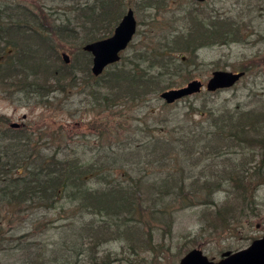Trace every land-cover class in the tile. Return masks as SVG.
I'll return each instance as SVG.
<instances>
[{"label":"trees","instance_id":"obj_1","mask_svg":"<svg viewBox=\"0 0 264 264\" xmlns=\"http://www.w3.org/2000/svg\"><path fill=\"white\" fill-rule=\"evenodd\" d=\"M119 1H83L82 4L71 7L72 11L78 13L79 16L77 13L76 15L79 21L88 23L90 27L88 31H85L87 30L85 24L82 30L77 31L78 29L69 26V20L46 22V19L38 18L29 12L26 6L18 3L1 5L0 86H7L6 90L7 93H11L10 95L22 93L28 102H32L33 98L36 100L35 103L50 104L49 97L54 90L64 93L68 87L77 86L74 69L76 67L86 71L85 76L90 80L89 84L86 83L89 90L86 92L88 101L94 105L96 102L103 104L102 106L107 111L114 110L121 105L119 102L123 101L128 106L131 103L140 104L142 101H147V94L158 95L161 91L172 88L174 85H172L173 81L168 79L171 78L169 72L174 71L182 63L186 64L187 58L192 54L195 55V50L215 43H224L225 38L235 41L241 35L242 21L239 17H234L232 19L236 20L231 21L229 15L224 16L217 12L211 14L204 6L195 8L196 11L192 10L194 8L185 9L188 17L190 11L192 12L189 19L183 18L186 28L180 34H176L173 39L164 41L161 46L155 44L154 40L149 41L150 45L145 50L149 51L146 54L148 58L144 53L138 52L136 56L128 58L124 63L120 61L107 66L111 68V71H106L107 75L103 72L94 77L89 68L92 59L87 55L89 53L82 50V45L85 42L105 38L104 33H95L97 28L103 30L106 27L108 31L105 32L111 31L118 21L119 14L114 11L113 15L108 7L113 5L118 8ZM143 2L145 3L143 7L149 6L154 9L153 7H158L162 0H143ZM187 20L191 21V24ZM251 34L261 36L257 31ZM59 37L80 39L77 48L78 55L80 54L83 60L80 62L79 59L75 60L78 65L67 64L60 59L56 52L58 49L54 48L53 44V41L60 40ZM172 50L185 53L178 58L179 62L176 64L177 60L168 63L158 59L168 55L165 53H170L169 51ZM163 51L167 52L163 53ZM45 52H49L48 58ZM154 56L155 61L151 59ZM145 63L148 65H144ZM247 69L248 67L245 66L237 70L245 72L241 79L246 75ZM104 76L106 77L103 78ZM49 77L55 80L56 88L53 86L54 89H50L52 87L48 84ZM184 78L189 80L190 75ZM221 90L224 89L216 91ZM202 106L204 113L210 117L208 130L197 136L190 129L174 128L178 137L184 141L181 142L190 144L189 146L181 145L180 148L183 151H176V155L181 152L183 161L186 162L183 164V169H180L182 172L178 168L172 169L171 173L166 175L169 178L161 180L158 186L155 178L152 181L145 177L135 178L129 173L132 167L124 161L127 153H122L121 150L136 145V142H131L135 139L133 135L134 139H129L130 142L124 143L120 142L121 140L117 139L118 135L116 136L111 130L110 134H113L111 140L107 141L109 137L107 136L105 138L107 142L104 140L106 144L102 145L100 142L99 145H95L93 150L96 152L86 158L74 149L64 150L59 145H54L53 141L58 134L52 131L48 124L40 130L24 127L10 129L1 126L0 236H3L1 230L4 223L13 224L12 221H18L21 218L26 220L31 218V215L38 217L48 211H55V209L59 212L70 213L73 208L81 216L83 214L84 216L85 214L92 215L96 219V221L89 222L88 219L81 218L79 225L76 226L75 233L79 234L77 239L81 242L84 240L82 245L86 239L90 243L93 242L92 247L102 244L109 237L113 238L111 233L116 230L118 234H128L129 237L132 234L139 237V232L145 236V242L151 245L150 248L153 251L155 250L154 239L149 235L156 226L160 227L153 222L157 220L158 223H163V215L167 209L173 207L176 201L180 202L183 208L197 205L210 207L213 203L210 197L220 191L225 192L228 197L224 200L225 203H228V199L233 196L243 205L238 208V211L237 206L234 205L215 210L219 224L230 225L229 211L231 209L236 210L241 217L244 213L252 216V210L256 205L253 201V190L259 184L264 183V105L261 103L259 105L227 104L222 110L209 107L206 103ZM202 113V111L198 112L199 115ZM0 118V122L6 121L3 115H0ZM158 122L163 124V119ZM148 123V120L144 122L143 130L151 129L149 127L153 125L148 127ZM157 128H160L159 125L158 127L155 125L154 129ZM127 131L129 134L128 129ZM99 132L103 134L102 130ZM143 132L150 135V133ZM195 136L201 137V140L198 138L195 140ZM112 144L116 147L115 150L111 149L112 154H109L105 150L109 146L112 147ZM255 148L260 149L257 160L253 155ZM190 150L205 160L216 159L220 162L211 166L208 173L202 170L204 173L198 174L191 181L194 186L190 184L186 188L184 182L192 177V174L186 178L182 173L185 174L193 168H184L193 155H186ZM154 151L159 152L161 162L169 153L167 149ZM108 154L109 156H106ZM231 154H235V157L242 155V160L238 162L234 156H230ZM102 155L105 158L101 159ZM185 155L186 158H184ZM116 171L120 174L126 173L127 180L122 182L124 185L120 182L112 183L117 180L114 175ZM198 181H200V190ZM184 191H189L190 195H185ZM96 222L97 225L99 222V226ZM83 231H85L84 234H82ZM100 235L105 239L99 240ZM82 254L83 251H79L75 253V257L82 256ZM105 256L107 259L108 255L104 254L103 257H99V262L93 261L92 264H105ZM28 264L37 263L31 261ZM50 264L53 263L50 262ZM61 264H65V261Z\"/></svg>","mask_w":264,"mask_h":264},{"label":"rangeland","instance_id":"obj_2","mask_svg":"<svg viewBox=\"0 0 264 264\" xmlns=\"http://www.w3.org/2000/svg\"><path fill=\"white\" fill-rule=\"evenodd\" d=\"M83 1L91 2L93 0H0V6L18 3L21 6H26L29 12L38 18L43 17L44 20L46 19V22L50 23L51 20L61 19L64 21L69 20V26L78 29L77 31L82 30L83 24L87 26L85 27L87 30H84L88 31L90 29L88 23L79 21L77 19L78 13L71 10V7L82 4ZM118 3V8L113 5L108 7L113 15L114 11L119 14L117 23L126 14L125 11L131 8L134 12L137 28L133 38L128 42L127 48L119 53L120 59L117 62L123 61L124 63L128 58L131 59V57L136 56L135 54L138 52L144 53L146 56L149 53V51H145L150 45L149 41L154 40L155 44L161 46L164 41L173 39L176 34H180L186 28L183 18L189 19L192 14L190 11L188 17L185 9L194 8L192 10L196 11L197 8L204 6L211 14L217 12L224 16L229 15L231 21L236 20L232 19L234 17L241 18V35L235 41L225 38L224 43H215L195 50V55L189 56L186 64L182 63L174 71L171 70L172 73L169 72L171 78L168 79L171 82L173 81V87H181L193 79L200 80L204 85L214 70L226 69L236 72L247 66L246 75L234 87L215 93H208L203 88L199 93L183 97L180 101L178 100L172 104H167L161 99L159 97L160 93L158 95L151 93L146 95L147 101L145 102L142 101L140 104L131 103L128 106L122 101L119 102L121 104L119 108L107 111L102 106L103 104L96 102L94 105L88 101L86 92L89 90L86 83L89 84L90 80L85 76L86 71L75 67L77 86L68 87L64 93L54 90L49 97L50 104L35 103L36 100L33 98L32 102H28L22 93L10 95L11 93H7V86H0V115L6 118L5 122L3 120L0 122V127H8L9 123L15 122L18 125L15 127L16 129L24 127L40 130L48 124L52 131L58 134L53 141L54 145H59L64 150L74 149L86 158L96 152L93 150L95 145H99L100 142L102 145L106 144L104 140L107 136H109L107 141L111 140L113 135L110 134L111 130L116 136L118 135L117 139L121 140L120 142L125 143L129 139L135 138L131 142H136V145L121 150L122 153H127L125 159H122L132 167L129 171L132 177L141 179L145 177V179H151V181L155 178L158 186L161 180L169 178L166 176L167 173H171L174 168L183 169V164L186 162L183 161L181 152L176 155V151H183L180 146H185L187 143L183 144L184 141L178 137V133L174 128L190 129L197 136L208 130L210 117L207 113H204L203 103H206L209 107L218 108V110H222L227 104L259 105L261 103L264 105V39H262L264 38V0H205L203 2L162 0L158 7H153L154 9L149 6L143 7L145 4L143 0H120ZM187 21L191 24V21ZM117 23L109 32H105L108 31L105 27V30L97 28L95 33H104L103 35L108 37L112 34ZM80 27L81 29H79ZM256 31L261 36L251 34ZM63 38L59 37L60 40L53 41L54 48L58 49L56 52L63 62L61 54L65 52L70 58L69 64L74 65L75 63V66L78 65L75 60L79 59V62L83 60L80 54L78 55L77 45L80 39ZM169 52L165 53L168 55L158 59L168 63L177 60L176 64L179 62L178 58L185 54L173 50ZM45 55L48 58L50 54L45 52ZM87 55L91 57L89 54ZM50 59L52 60L53 57ZM151 59H155V56ZM147 60L149 62L150 58ZM90 63L92 64V60ZM144 65L147 66L148 64L145 63ZM78 67L81 68V66ZM106 69L103 72L111 71L109 67H106ZM189 75V80L183 79L184 76ZM48 84L52 87L50 89L56 88L54 86L55 80L50 77ZM199 111L203 113L199 115ZM161 119H163V124L158 122ZM147 120L149 122L148 127L151 124L153 125L149 127L151 129H148V131L143 130V124ZM155 125L157 127L159 125L161 129H154ZM100 130L103 134L99 132ZM143 131L153 136L150 137ZM132 135L134 138H132ZM157 138L162 141H157ZM196 138L201 140V137L195 136L194 139L196 140ZM115 147L116 145L112 144V147H107L105 151L112 154L111 149L115 150ZM164 149H167L169 153L161 162L159 152L157 151V155L154 150ZM253 150H255L253 155L257 160L260 149L255 148ZM109 154L106 156H109ZM187 154L193 155H190L191 158L184 168H193L191 171H187L186 175L182 173L186 178L192 174V177L184 182L186 188L187 185H193L191 181L195 176L204 172L208 173L211 166L220 162L216 159L205 160L194 154L192 150ZM103 155L101 159L105 158ZM186 155L184 158H186ZM230 156L235 157V154ZM241 157L242 155H238L235 158L240 162ZM240 165L242 166V163ZM118 173L120 174V172ZM118 173L115 172L114 175H116L117 180L112 183L117 184L120 182L124 185L122 182H126L127 175L124 172L119 176ZM199 183L200 181H198L200 190ZM88 184L90 185V182ZM253 191V201L256 205L252 210V216L244 213L241 217L237 211L243 204L235 200L233 196L228 199V203H225L224 200L228 197L222 191L210 197L215 203L214 205L212 203L210 207L197 205L183 208L181 203L176 201L173 207L169 206L171 208L168 207L169 209L165 211L163 223H158L157 220L153 222L155 225H160V227L156 226L149 235L154 239L153 246L155 250L153 251L150 248L151 245L145 242V236L139 232V237L133 234L129 237L128 234H118L116 230L111 233L113 238L109 237L102 244L92 247L93 242L90 243L86 239V242L82 245L84 240L81 242L77 239L79 234L75 233L76 226L79 225L81 218L88 219L89 222L96 221V219L92 215L85 214L84 216L83 214L81 216L73 208H71L70 213L59 212L55 209V211H48L38 217L31 215V218L26 220L21 218L18 221H12L13 224L4 223L1 230L3 236H0V264H28L31 261L37 264H50V262L61 264L64 261L65 264H92L93 261L99 262V257H103L104 254L108 255L107 259H105L107 256L104 257L105 264H178L180 258L193 248L202 250L209 260L218 261L223 252L244 249L255 238L264 235V183L259 184ZM184 194L190 195L189 191H184ZM233 205L237 206V211L234 209L229 211L230 225L223 226L219 224L215 210ZM97 226H99V222ZM168 230L169 232H167ZM103 238L105 239L104 236L101 237L100 235L99 240ZM95 241L97 240L95 239ZM98 243L100 242L98 241ZM79 251H83L82 256L75 257V253Z\"/></svg>","mask_w":264,"mask_h":264},{"label":"water","instance_id":"obj_3","mask_svg":"<svg viewBox=\"0 0 264 264\" xmlns=\"http://www.w3.org/2000/svg\"><path fill=\"white\" fill-rule=\"evenodd\" d=\"M202 2L205 0H196ZM126 14L122 16L115 26L112 34L104 39L94 40L85 43L82 50L92 57L91 74L96 77L103 73L108 65L117 63L120 59L119 53L127 48L128 42L133 38L136 31L134 12L128 8ZM61 58L65 63H69L70 58L67 53L62 52ZM212 75L203 83L198 79L188 81L181 87H172L161 91L159 97L167 104H172L183 97L199 93L203 88L207 92L231 88L245 74L243 71L232 72L229 70H214ZM18 125L13 122L11 127ZM178 264H264V235L254 239L244 249L233 252H223L218 261L209 260L199 248H193L180 258Z\"/></svg>","mask_w":264,"mask_h":264},{"label":"flooded vegetation","instance_id":"obj_4","mask_svg":"<svg viewBox=\"0 0 264 264\" xmlns=\"http://www.w3.org/2000/svg\"><path fill=\"white\" fill-rule=\"evenodd\" d=\"M192 1L198 2V1H196V0H192ZM202 2H203V1H202ZM11 123H13V122H11ZM11 123L8 124V127H7V128H10V129H12V128H13V129H16L14 126L11 127Z\"/></svg>","mask_w":264,"mask_h":264}]
</instances>
